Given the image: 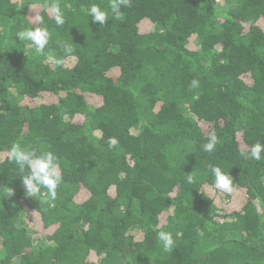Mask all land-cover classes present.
Listing matches in <instances>:
<instances>
[{
    "label": "trees",
    "instance_id": "obj_1",
    "mask_svg": "<svg viewBox=\"0 0 264 264\" xmlns=\"http://www.w3.org/2000/svg\"><path fill=\"white\" fill-rule=\"evenodd\" d=\"M34 1L0 0V264H264V160L241 155L264 142V0H130L119 20L112 0ZM35 15L39 53L17 36ZM14 144L56 156L54 200L25 196ZM210 166L233 179L225 207Z\"/></svg>",
    "mask_w": 264,
    "mask_h": 264
},
{
    "label": "clouds",
    "instance_id": "obj_2",
    "mask_svg": "<svg viewBox=\"0 0 264 264\" xmlns=\"http://www.w3.org/2000/svg\"><path fill=\"white\" fill-rule=\"evenodd\" d=\"M130 0H112L110 10L112 16L119 20L122 17L121 7L129 6ZM51 13L54 17L57 26L64 24V17L61 8L58 3H51ZM87 16L90 17L92 23H99L104 25L108 21V13L100 6L92 4L86 9ZM33 24L37 26L35 28H26L24 31L19 32L17 36L20 41H30L35 47L36 52H42L49 43L50 33L47 28L40 27L39 25L44 23L43 17L35 15ZM65 51L71 53L73 49L71 46L66 45ZM57 64L60 61H56ZM199 82L193 80L191 87H198ZM109 147H115L118 144L116 138L109 139ZM219 143V138L212 130L208 133V141L202 147L205 152H213L216 145ZM242 156L245 159H253L256 161L264 160V142H256L250 146V150L242 152ZM9 161L13 162L19 167L21 171L27 169V175L22 176V184L25 189L26 197H38L40 199L42 190H47V195L51 199L56 197V189L62 182V176L60 174L57 158L52 152H44L37 154L35 150H25L20 147L19 144H14L10 149L8 156ZM210 171L214 176V188L225 192L231 193L233 191V179L229 173H225L218 166H210ZM188 182H192V176H188ZM12 189L9 188L8 196H11ZM158 240L162 243L164 251H171L174 247L175 241L172 235L165 231L157 233Z\"/></svg>",
    "mask_w": 264,
    "mask_h": 264
},
{
    "label": "rangeland",
    "instance_id": "obj_3",
    "mask_svg": "<svg viewBox=\"0 0 264 264\" xmlns=\"http://www.w3.org/2000/svg\"><path fill=\"white\" fill-rule=\"evenodd\" d=\"M20 1V6H30V5H32V4H36V1H34V0H19ZM35 2V3H34ZM220 2H222V0L220 1ZM27 7H26V9H27ZM150 28L149 27H147V28H144L143 30H149ZM56 60V58H50V61L51 62H54ZM139 128H134L133 130H132V132H133V134H135V135H137L138 133H139ZM207 192L209 193V195L211 196V197H214L216 200H217V203H218V205L217 206H219V207H222V206H224L225 207V203H228V201H229V197H226L225 198V194H226V196H227V193H225V192H222V191H219V190H216V189H211V188H208L207 189ZM224 198V199H223ZM226 199V200H225ZM242 200H243V197L240 195V193H237V192H235V193H232V196H231V200H230V202H229V204H228V207H233V208H235V207H237V206H240L241 205V202H242ZM224 202V203H223ZM23 222V221H22ZM23 224L26 226V228L28 229V231H29V233L31 234V236H32V238L33 239H37L36 237H35V234H34V231H33V229H32V227H31V225H30V223L29 222H27L26 220H24V222H23ZM36 223H33V225H35ZM37 225L40 227L41 225L39 224V223H37ZM0 244H1V242H0Z\"/></svg>",
    "mask_w": 264,
    "mask_h": 264
}]
</instances>
